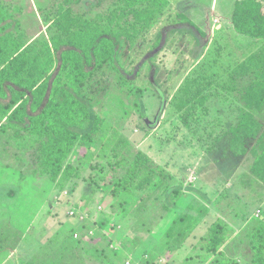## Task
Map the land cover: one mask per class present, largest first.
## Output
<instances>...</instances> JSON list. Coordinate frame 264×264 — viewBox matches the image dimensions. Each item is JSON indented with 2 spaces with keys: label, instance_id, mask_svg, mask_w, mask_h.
<instances>
[{
  "label": "rangeland",
  "instance_id": "obj_1",
  "mask_svg": "<svg viewBox=\"0 0 264 264\" xmlns=\"http://www.w3.org/2000/svg\"><path fill=\"white\" fill-rule=\"evenodd\" d=\"M236 1L168 0L165 14L144 27L117 17L110 0H0L13 21L10 40L21 46L27 62L35 56L45 59L54 43L62 46L61 11L101 27L119 24L113 28L123 40L122 78L145 93L125 113L121 106L129 103L122 100L118 80L100 72L111 93L99 99L93 113L116 128H105L108 136L121 132L166 173L154 182V190L136 194L144 197L138 207L133 209L132 202L116 210L112 220L117 226L103 229L104 196L94 182L89 185L95 174L81 165L83 154L70 159L77 172L65 189L71 191L66 199L43 172L25 177L39 165L37 142H24L21 151L11 133L1 135L0 264H104L91 250L109 241L120 247L119 264L125 257L134 264H155L157 258L162 264H208L201 261L202 238L217 220L231 232L222 250L234 259L251 260L245 228L253 219L264 221V184L251 174L249 156L232 157L228 139L242 104L239 92L255 80L252 72L241 76L237 68L251 58L256 65L249 69L260 67L264 77V42L233 30ZM255 116L264 130V107ZM252 144L247 141V148ZM19 157L25 161L22 167ZM73 208L89 217L90 232L102 231L91 242L79 238L75 228L80 222L68 220ZM190 219L189 234L179 241L175 236ZM107 258L114 262L110 253Z\"/></svg>",
  "mask_w": 264,
  "mask_h": 264
},
{
  "label": "trees",
  "instance_id": "obj_2",
  "mask_svg": "<svg viewBox=\"0 0 264 264\" xmlns=\"http://www.w3.org/2000/svg\"><path fill=\"white\" fill-rule=\"evenodd\" d=\"M110 1L115 4L117 17H130L144 27H148L163 12L165 14L168 8V0ZM60 18L62 46L54 43L53 50L45 59L39 61L41 56H35L27 62L24 50L19 51L21 46L10 40L13 21L0 7V137L11 133L17 139V144H13L21 151L25 149L24 142H37L39 165L25 177L43 172L66 199L69 195L67 191H71L65 189L77 172L70 159L76 153L83 154L81 165L88 166L95 174L90 178L89 185L94 182L104 196L101 200L100 227L110 229L119 224L112 220L116 210L132 202H135L133 209L138 207V200L142 201L144 197L137 199L136 194L154 190V182L166 173L159 166H152L151 159L133 148L121 132L108 136L104 129L114 131L116 128L93 113L96 105L100 104L99 99L111 93L108 81H101L98 76L100 72L109 71L118 80L122 100L129 103L126 106L123 101L126 107H121L125 113L132 111L145 93L134 81L122 78L124 68L119 49L123 40L113 28L119 24L114 22L111 26L106 24L107 28L101 27L70 17L66 11H61ZM182 18L190 23L187 17ZM231 23L238 35L264 42V5L260 2L237 0ZM253 63L250 58L246 65L241 64L237 68L241 76L252 72L255 80L239 92L242 104L236 123L229 131L228 151L237 159L249 156L251 174L264 184V130L255 116L264 107V77L260 67L249 69ZM247 141L253 142L249 149ZM93 161L95 164H92ZM22 164L25 161H21L20 167ZM129 199L130 202H127ZM109 202L112 204L106 211L104 207ZM112 206L114 208L111 209ZM67 218L80 222L75 229L82 240L91 242L101 231L94 229L90 232L91 226L86 224L89 217L79 208L71 209ZM189 224L180 229L175 238L179 241L185 238L193 224L192 219ZM173 229L170 230L172 234ZM82 230L85 232L82 233ZM244 238L251 252L250 261L234 259L222 250V246L231 239V232L223 222L215 221L202 238L201 261L208 264H264V221L253 219L245 228ZM245 241L239 240V243ZM78 243L81 242L78 240ZM93 248L91 254L99 262L119 264L115 262L116 255L120 254V247L117 248L116 244L109 241L100 248ZM109 253L114 256V262L107 258ZM127 261L134 264L126 257L121 264ZM162 263L161 258L156 259L155 264Z\"/></svg>",
  "mask_w": 264,
  "mask_h": 264
},
{
  "label": "built area",
  "instance_id": "obj_3",
  "mask_svg": "<svg viewBox=\"0 0 264 264\" xmlns=\"http://www.w3.org/2000/svg\"><path fill=\"white\" fill-rule=\"evenodd\" d=\"M69 215H71V213ZM129 263H130L129 261L126 262V264H129Z\"/></svg>",
  "mask_w": 264,
  "mask_h": 264
}]
</instances>
